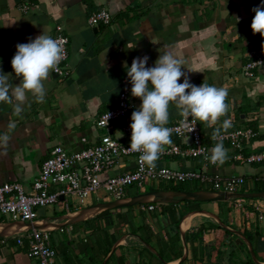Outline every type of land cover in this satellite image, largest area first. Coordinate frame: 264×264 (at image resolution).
<instances>
[{"label": "crops", "instance_id": "obj_1", "mask_svg": "<svg viewBox=\"0 0 264 264\" xmlns=\"http://www.w3.org/2000/svg\"><path fill=\"white\" fill-rule=\"evenodd\" d=\"M261 3L264 0H0V70L14 76L11 61L17 44L28 43L43 31L52 37L59 25L67 38L68 71L66 77L50 72L44 81V102L37 103L29 93L20 115L15 114L14 104L0 102V136L8 137L6 145L0 146V184L17 182L29 191L52 147L76 151L83 147L79 141L82 137L87 144L93 143L96 136L104 134L94 126L95 119L114 107L126 87L131 104L127 117L109 127L110 135L122 140L121 126L132 123L131 115L142 103L131 95L125 63L130 68L133 59L147 56L146 66L153 67L165 52L181 61V70L191 84L204 82L227 91L226 114L212 127L197 121L207 146L211 149L209 139L216 128L221 132L250 128L256 136L242 145L243 154L264 151V63L251 78L240 73L248 51L264 45V38L251 30L252 9ZM22 5L28 7L26 12L19 10ZM101 8L110 15L109 24L89 26V15ZM18 83L19 79L13 80V84ZM180 116L170 104L165 126ZM226 120L230 126L225 130ZM224 147L228 154L223 164L203 167L199 159L159 156L155 167L243 176L246 186L242 193L264 188V184L253 182L264 177V165L239 164L232 160V151ZM132 168L133 159L122 157L111 171L121 173ZM243 200L244 209L250 210V199ZM152 204L154 210L150 212L141 210L140 204L128 211L127 207L110 210L112 216L121 217V223H114L107 235L103 230L98 234L104 246L111 242L100 264H264V219H245L242 211L233 208L234 199L196 202L173 198L172 203ZM57 211L63 213L56 215ZM76 211L39 208L35 222ZM141 224L147 229L133 230ZM53 231L65 236L50 242L56 250L54 264L92 263L83 254L89 231L82 221L50 233ZM60 242L66 257L58 254ZM0 264L34 261L8 240L0 247Z\"/></svg>", "mask_w": 264, "mask_h": 264}, {"label": "built area", "instance_id": "obj_2", "mask_svg": "<svg viewBox=\"0 0 264 264\" xmlns=\"http://www.w3.org/2000/svg\"><path fill=\"white\" fill-rule=\"evenodd\" d=\"M28 7H19L26 12ZM110 15L105 9H98L91 13L87 19L89 26L108 25ZM53 39H59L65 50V56L51 73L66 77L67 38L62 34L61 27L54 29ZM264 63V49L252 47L248 51L247 59L240 69L245 78H251L254 71ZM125 85V81H122ZM200 86L202 84H195ZM131 107L127 88L124 87L116 98L111 109L102 112L94 121V126L104 130V134L96 136L93 143L87 144L84 137L79 141L83 145L76 151L52 147L39 166L38 174L33 179L29 191L17 182L0 184V224L4 221L32 223L37 218L36 210L39 208L56 207L68 212L70 209L80 210L94 203L109 202L123 199L126 188L136 187L138 192H144L145 183L151 182L176 186L182 183L195 184L197 188H208L210 191H220L226 194L241 193L246 180L243 176L208 175L203 169L177 170L168 167L148 168L141 167L140 153H127L124 149L131 143V123H124L120 130L123 139H116L109 133L113 122L126 119ZM109 116V118H108ZM173 129L171 145L164 146L160 156L178 157L180 159H199L203 167L213 166L205 157L210 156L211 149L203 141L198 123L193 124L191 117L182 115L172 124L166 126ZM195 127V128H194ZM194 128V129H193ZM193 129V130H192ZM256 136L250 128H239L220 133L217 140L209 139L211 148L222 139L232 151V160L243 165H264V151L244 155L242 145ZM122 157L133 159V168L129 171L114 173L111 169ZM104 176V177H102ZM254 183L264 184V177L255 178ZM143 211H153L152 203L140 204ZM250 210L244 209L243 199H234L233 208L242 211L244 218L249 217L261 221L264 219V198L250 199ZM61 231V230H60ZM50 231L43 229H27L8 237H0V247L11 240L14 247L25 250L28 259L34 264H54L56 251L50 244Z\"/></svg>", "mask_w": 264, "mask_h": 264}, {"label": "clouds", "instance_id": "obj_3", "mask_svg": "<svg viewBox=\"0 0 264 264\" xmlns=\"http://www.w3.org/2000/svg\"><path fill=\"white\" fill-rule=\"evenodd\" d=\"M251 23L253 34L264 38V3L254 7ZM264 49V45H262ZM65 56L59 39L44 33L25 44H17L16 53L11 61L14 72L5 74L0 70V102L14 104V112L20 115L22 104L29 93L37 103L45 100L44 81L55 70ZM148 57L133 59L131 67L126 66L127 77L131 84V95L142 103L131 115V143L127 153H140L141 167L155 168L156 161L164 152L165 145H171L172 128L166 127L169 106L174 104L178 113L191 122L197 121L212 127L228 111L225 103L227 91L207 83L200 86L189 82L182 72L181 61L169 52L161 54L153 67H147ZM185 77L183 83H178ZM19 79L18 84H13ZM109 118V116H108ZM230 126L226 120L223 128ZM12 127V125H9ZM195 128V127H194ZM193 128V129H194ZM192 129V130H193ZM221 129L216 128L211 139L220 137ZM8 137L0 136V146L6 145ZM227 149L220 139L212 148L210 156L205 157L211 164H223L227 159Z\"/></svg>", "mask_w": 264, "mask_h": 264}, {"label": "trees", "instance_id": "obj_4", "mask_svg": "<svg viewBox=\"0 0 264 264\" xmlns=\"http://www.w3.org/2000/svg\"><path fill=\"white\" fill-rule=\"evenodd\" d=\"M180 184L176 185V186H167V187H161L160 185H158V187L156 189H149L148 191L145 190V192H149V191H200V188H191V189H185L183 187L179 186ZM202 191H210L208 189H202ZM242 193V191H240ZM252 192H264V188H262L261 186H259L258 188L254 189ZM137 195L136 194H128L126 192V195L124 198L126 197H131ZM132 207H127L126 210H131ZM224 212H227L228 209L227 208H223ZM121 217L117 214L115 216H112V211L110 210H105L102 211L98 214H96L94 217L84 220L82 221V223L85 224L86 229L89 231V235H88V242L87 240H84V247H83V254L86 257L87 261L92 262L90 264H100L101 261L103 260V258L106 256L110 244L111 242H109L107 244V246H104L105 244H103V242H100V238L98 236V234L100 232L104 231V234L107 235V231L113 227L114 223H118L120 224L121 222ZM76 224L72 225L71 228H73V226H75ZM145 230L147 229V226L145 224H141L140 226L134 228L133 230ZM64 229H61V232H63ZM103 230V231H102ZM51 242V241H50ZM55 241H52V243H54ZM147 243V241H145ZM56 251V250H55ZM63 251V249H62ZM61 251V242L58 243V254L66 257V251L62 252ZM111 256L109 257L110 260ZM80 259V258H78ZM64 263H67V261L65 260ZM107 263V262H106Z\"/></svg>", "mask_w": 264, "mask_h": 264}, {"label": "bare ground", "instance_id": "obj_5", "mask_svg": "<svg viewBox=\"0 0 264 264\" xmlns=\"http://www.w3.org/2000/svg\"><path fill=\"white\" fill-rule=\"evenodd\" d=\"M155 195H148V196H143V197H138L132 200L129 199H117L114 200L115 203L111 204V205H121V204H126V203H132L135 201H139V200H150L152 199L154 196L155 197H159L160 199L167 201V200H171L172 197H175V195L177 194H171V193H160V194H156ZM182 196H186V197H196V198H216L219 195L213 192L210 193H204V192H199V193H195V194H181ZM109 205V206H111ZM108 207V206H94L91 207L89 209H85L82 211H76V212H72V213H68L60 218H56L54 220H42V221H36L33 222L32 224H25V223H21V222H12V223H7V224H0V235H4V236H8L11 235L13 233H16L18 231H22L25 229H28L29 227H38L40 229H45V230H54L57 227L67 224V223H71V222H75V221H79L85 218H88L90 216H92L94 213L100 211L101 209ZM192 214L186 216L182 223H181V228L182 225L184 223V221L189 218ZM70 216V217H68ZM68 219H72V220H68Z\"/></svg>", "mask_w": 264, "mask_h": 264}, {"label": "water", "instance_id": "obj_6", "mask_svg": "<svg viewBox=\"0 0 264 264\" xmlns=\"http://www.w3.org/2000/svg\"><path fill=\"white\" fill-rule=\"evenodd\" d=\"M196 192L197 193H199V192H204V193L213 192V193L218 194L219 196L216 197V198H196V197H186V196H182L181 195V194H195ZM160 193H171V194H177V195H175V197H172L171 200L164 201V200L160 199L159 197H155V196H157L156 194H160ZM148 195H155V196L152 199H150V200H139V201H135V202H132V203H126V204H121V205H111V204H114L115 201L99 202V203L93 204L91 207H94V206H97V205H99V206H108V207H105V208L101 209L100 211L94 213V215H96V214L100 213L101 211L126 208V207H131V206L139 205V204H148V203H152V202L172 203L173 198H179V200H191V201H196V202L224 201V200H228V199H258V198H264V192L226 194V193L220 192V191L218 192V191H202V190H200V191H158V190H156V191H149V192L139 193V194L131 196V197H126V199L132 200V199H135V198H138V197H143V196H148ZM109 205H111V206H109ZM91 207H89V208H91ZM89 208H86V209H89ZM82 210H85V209H81V210H78V211H82ZM60 217H62V216H60ZM86 219L87 218L79 220V221H83V220H86ZM16 222H19V221H16ZM75 222H78V221H75ZM75 222H71V223H67V224L61 225V226L57 227L56 229L61 228V227L65 226V225H71V224H73ZM10 223H12V222H10ZM21 223H23V222H21ZM4 224H7V223H4ZM25 224L29 225V224H32V223H25ZM28 229H40V228H38V227L37 228L36 227H29ZM25 230H27V229H25ZM25 230H22V231H25ZM43 230H45V229H43ZM22 231H18L16 233H13V234L8 235V236L15 235V234L20 233ZM47 231H50V230H47ZM8 236L0 235V237H8Z\"/></svg>", "mask_w": 264, "mask_h": 264}, {"label": "rangeland", "instance_id": "obj_7", "mask_svg": "<svg viewBox=\"0 0 264 264\" xmlns=\"http://www.w3.org/2000/svg\"><path fill=\"white\" fill-rule=\"evenodd\" d=\"M145 190L146 191H148L149 189H155V187L154 186H152V183L151 182H149V183H145ZM160 186L161 187H167V186H170V185H165V184H160ZM180 187H183V188H185V189H191V188H194L195 187V184H192V183H182V184H180L179 185ZM203 189H205V188H203ZM125 191L130 195V194H139L140 192H138V190L136 189V187H134V186H131V187H129V188H126L125 189ZM60 213H63V212H60V211H57L56 212V215H58V214H60ZM5 223H8L9 221H4ZM49 236H50V241L52 242V241H54V238H61V239H63L65 236L62 234V233H60V232H58V231H53V232H51V233H49ZM52 248H54V247H52ZM55 249V248H54Z\"/></svg>", "mask_w": 264, "mask_h": 264}]
</instances>
